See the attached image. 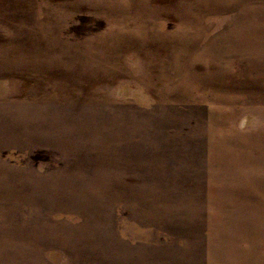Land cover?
Masks as SVG:
<instances>
[{
    "label": "rangeland",
    "instance_id": "374dc122",
    "mask_svg": "<svg viewBox=\"0 0 264 264\" xmlns=\"http://www.w3.org/2000/svg\"><path fill=\"white\" fill-rule=\"evenodd\" d=\"M0 264H264V0H0Z\"/></svg>",
    "mask_w": 264,
    "mask_h": 264
},
{
    "label": "bare ground",
    "instance_id": "6f19581e",
    "mask_svg": "<svg viewBox=\"0 0 264 264\" xmlns=\"http://www.w3.org/2000/svg\"><path fill=\"white\" fill-rule=\"evenodd\" d=\"M200 80V79H199Z\"/></svg>",
    "mask_w": 264,
    "mask_h": 264
}]
</instances>
